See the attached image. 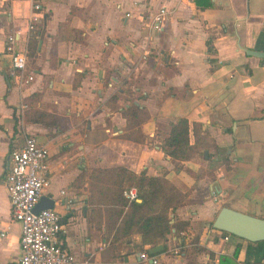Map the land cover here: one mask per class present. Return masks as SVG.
<instances>
[{"label": "crops", "instance_id": "obj_1", "mask_svg": "<svg viewBox=\"0 0 264 264\" xmlns=\"http://www.w3.org/2000/svg\"><path fill=\"white\" fill-rule=\"evenodd\" d=\"M33 3L40 17L27 33ZM161 6L169 12L155 31ZM12 33L18 48L30 33L33 79L22 88L3 49ZM245 50L264 51V0H0V264L20 256L3 179L9 150L27 136L47 148L41 196L60 216L73 264H146L138 234L108 251L102 206L87 201L90 169L117 166L186 192L173 214L188 227L158 241L162 264H243L247 241L223 240L208 224L221 206L264 219V60ZM134 107L145 117L127 120ZM37 112L56 125L34 122ZM179 118L198 147L181 162L164 153Z\"/></svg>", "mask_w": 264, "mask_h": 264}, {"label": "trees", "instance_id": "obj_2", "mask_svg": "<svg viewBox=\"0 0 264 264\" xmlns=\"http://www.w3.org/2000/svg\"><path fill=\"white\" fill-rule=\"evenodd\" d=\"M29 38L30 33L27 44ZM131 109L128 108L123 112L127 120L129 112L133 116L145 117L142 110L138 111L136 107ZM56 120L55 117L43 112H37L33 119L34 122L45 126H55ZM187 131L188 126L184 118H179L171 124L168 136L164 139L166 147L164 153L169 158L181 162L192 158L198 152L196 137L195 141L189 144ZM88 176L91 195L87 201L92 207L102 206L107 249L114 256L116 253L113 251L125 243L132 234L140 235L141 244L138 250L147 252L158 241H164L170 230H173L176 239H180V233L188 227V221L177 219L173 214V211L182 205L186 192L176 189L163 175H146L144 170L133 173L117 166L90 169ZM129 187L135 189L134 200H128L122 195ZM208 228L214 231L210 226ZM225 235L228 233L218 232L220 238ZM181 244L182 241L178 246ZM164 249L163 245L162 250L157 253ZM235 254L236 249L233 256ZM262 259H264V240L247 241L243 264H262ZM222 261L226 260L221 259L218 264H222Z\"/></svg>", "mask_w": 264, "mask_h": 264}, {"label": "built area", "instance_id": "obj_3", "mask_svg": "<svg viewBox=\"0 0 264 264\" xmlns=\"http://www.w3.org/2000/svg\"><path fill=\"white\" fill-rule=\"evenodd\" d=\"M33 14L28 19L26 32L38 22L40 5L33 3ZM169 12L161 6L153 15L151 27L159 31L164 16ZM128 14H125L127 16ZM27 34L23 39L24 45L17 47L18 36L14 33L4 37L3 49L9 56V73L18 88L25 87L33 79V74L27 69L29 51L26 48ZM144 55L147 52L144 51ZM47 148L38 143L33 137L27 136L22 145L9 150L6 164V173L3 184L8 197L11 218L19 223V250L20 256L15 264H73L74 257L64 244L65 229L60 222V216L53 208L41 209L33 212L32 209L43 190L48 187ZM64 191L60 190L59 194ZM122 195L128 200L136 199L133 187L123 191ZM2 235V233H0ZM228 235L222 237L228 239ZM180 246H175L168 252L178 254ZM162 254V253H160ZM138 259L146 264H162L159 255L140 251Z\"/></svg>", "mask_w": 264, "mask_h": 264}, {"label": "water", "instance_id": "obj_4", "mask_svg": "<svg viewBox=\"0 0 264 264\" xmlns=\"http://www.w3.org/2000/svg\"><path fill=\"white\" fill-rule=\"evenodd\" d=\"M246 53L264 60V51L245 50ZM206 158V151H203ZM52 208V200L40 196L32 211L35 213L41 209ZM213 230L226 232L229 235L255 242L264 240V219L242 213L226 206H221L208 224ZM162 244L157 243L150 247L147 252L155 254L162 250Z\"/></svg>", "mask_w": 264, "mask_h": 264}]
</instances>
